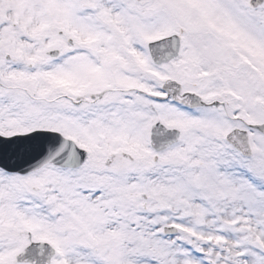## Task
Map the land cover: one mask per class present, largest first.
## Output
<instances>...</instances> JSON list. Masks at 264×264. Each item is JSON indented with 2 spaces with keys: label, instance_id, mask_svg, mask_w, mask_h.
I'll list each match as a JSON object with an SVG mask.
<instances>
[{
  "label": "snow or ice",
  "instance_id": "snow-or-ice-1",
  "mask_svg": "<svg viewBox=\"0 0 264 264\" xmlns=\"http://www.w3.org/2000/svg\"><path fill=\"white\" fill-rule=\"evenodd\" d=\"M0 264H264V0H0Z\"/></svg>",
  "mask_w": 264,
  "mask_h": 264
}]
</instances>
